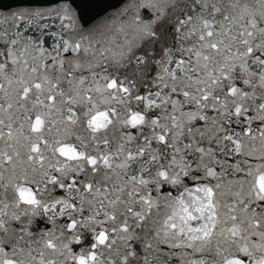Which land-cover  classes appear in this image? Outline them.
<instances>
[{
    "label": "snow or ice",
    "instance_id": "6c2138e0",
    "mask_svg": "<svg viewBox=\"0 0 264 264\" xmlns=\"http://www.w3.org/2000/svg\"><path fill=\"white\" fill-rule=\"evenodd\" d=\"M0 0V264H264V0Z\"/></svg>",
    "mask_w": 264,
    "mask_h": 264
},
{
    "label": "water",
    "instance_id": "95a60500",
    "mask_svg": "<svg viewBox=\"0 0 264 264\" xmlns=\"http://www.w3.org/2000/svg\"><path fill=\"white\" fill-rule=\"evenodd\" d=\"M11 0H4L10 3ZM77 11L90 24L98 23L122 7L121 0H76Z\"/></svg>",
    "mask_w": 264,
    "mask_h": 264
}]
</instances>
